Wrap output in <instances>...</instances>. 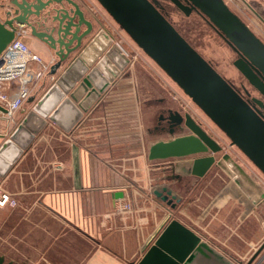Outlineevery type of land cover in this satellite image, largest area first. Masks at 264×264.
<instances>
[{
    "label": "water",
    "instance_id": "water-1",
    "mask_svg": "<svg viewBox=\"0 0 264 264\" xmlns=\"http://www.w3.org/2000/svg\"><path fill=\"white\" fill-rule=\"evenodd\" d=\"M169 1L183 14L194 11L212 26L237 55L235 69L264 98V42L246 23L223 0ZM96 2L264 176V113L251 104L264 111L263 101L245 99L183 38L156 1ZM21 26L54 51L56 61L50 74L64 68L1 143L0 178L11 170L47 121L70 132L129 63L101 24L94 29L75 0H9L4 19H0V53ZM243 89L249 96L250 92ZM0 111L6 113L1 105ZM167 119L171 138L152 143L148 159H172L169 168L174 178L193 175L201 181L185 199L166 185L155 186L151 192L169 209L195 219L200 229L223 242L264 200V189L189 114L170 109ZM174 128L189 133L174 136ZM198 154L200 157L187 158ZM72 157L78 188L76 145H72ZM122 196L116 193L115 199ZM206 248L200 236L168 212L146 239L137 264H190ZM246 264H264V243Z\"/></svg>",
    "mask_w": 264,
    "mask_h": 264
},
{
    "label": "crops",
    "instance_id": "crops-1",
    "mask_svg": "<svg viewBox=\"0 0 264 264\" xmlns=\"http://www.w3.org/2000/svg\"><path fill=\"white\" fill-rule=\"evenodd\" d=\"M75 1L94 29L102 25L112 42L128 57L129 63L123 75L118 76L70 132L47 121L11 170L0 178L2 188L17 200L15 211L8 207L0 209L2 264H137L144 254L141 249L146 239L168 213L153 196V188L166 185L185 199L189 196L185 194L194 191L201 181L193 175L174 178L168 162L151 164L145 148L171 136L166 133L165 137H156L161 133L154 131L156 119L146 128L148 135H155L153 140H150L152 136L148 140L136 134L135 119L138 114L142 120L145 118L143 104L137 103L135 87L129 88L138 66L136 57L129 52H133L132 45L114 38L96 0ZM8 4L9 0H4L0 5L1 19H4ZM238 6L249 8L259 21H264V13L257 12H264V0H238ZM263 21L261 29L264 31ZM22 39L40 58L41 65L49 69L31 92L28 101L33 99V103L27 111L25 108L21 111L24 117L64 66L50 74L56 61L54 51L33 37L28 28H24ZM29 67L33 75L42 70L40 64L34 62ZM15 89L16 84H11V96ZM162 108L183 114L178 108L159 104L153 109L155 118L157 110L160 113ZM185 133H189L187 129L174 136ZM7 137L0 133V145ZM72 145L78 148V188L74 181ZM229 148L222 150L228 153ZM228 154L244 168L245 160L231 152ZM195 157L200 155L187 158ZM250 173L253 174L251 170ZM184 182L188 183V188ZM260 185L264 189V183ZM116 193H121L122 200L132 204L133 213L119 215L113 212ZM170 212L173 219L200 236L207 246L190 264H246L264 243V200L250 210L223 242L200 229L195 219L178 210Z\"/></svg>",
    "mask_w": 264,
    "mask_h": 264
},
{
    "label": "rangeland",
    "instance_id": "rangeland-1",
    "mask_svg": "<svg viewBox=\"0 0 264 264\" xmlns=\"http://www.w3.org/2000/svg\"><path fill=\"white\" fill-rule=\"evenodd\" d=\"M225 4L236 13L246 25L264 42V31L261 29V20L252 12L249 8L238 6V0H223ZM160 3V4H159ZM251 3V2H249ZM157 4L166 12V18L171 22V24L176 28V30L187 40V42L196 49L199 54L212 64L214 69L227 81L231 82L236 88L240 89L241 84H246L243 77L233 66V61L236 58L234 51L225 43V41L218 35V33L208 24L200 15L192 12L189 15H185L180 12L172 3L168 0H158ZM101 7V6H100ZM253 7H256L253 5ZM259 7V6H258ZM244 8V9H243ZM102 15L106 19L107 25L110 26L109 30L113 34L114 38L121 42L132 45L133 52L130 54L136 57V77L131 83L129 88L135 87L137 93V103L139 105L143 104L144 118L137 116L136 120V134L137 136H142L144 138L152 139L155 135H148L146 133L147 125L156 119L154 117L153 109L160 104L166 105L167 107L178 108L182 110L183 114L187 113L193 119V121L199 125V127L209 135L213 140L222 144V148H227L228 153H232L241 157L245 160L244 169L253 177L255 181L259 184L264 183V176L246 159V157L234 146H230L229 140L225 135L202 113V111L196 107L192 101L181 91V89L148 57L146 56L140 48L128 37V35L111 19V17L104 11L101 7ZM259 13L260 10H257ZM256 12V13H257ZM108 19V20H107ZM124 41V42H123ZM122 50V49H121ZM126 50V49H125ZM123 52V50H122ZM125 71V70H124ZM123 71V72H124ZM122 72V73H123ZM121 73V74H122ZM123 75V74H122ZM248 87V86H247ZM16 90V89H15ZM255 94L254 91H251ZM159 99L162 103H158ZM27 102L24 106L25 111L33 103ZM152 104L154 107H149ZM30 105V106H29ZM149 108H152L151 111ZM158 109V108H157ZM0 133L9 136L13 129L20 123L23 118L22 112H18L12 118L2 115L0 111ZM26 113V112H25ZM158 114V110L156 112ZM156 115V114H155ZM120 119V118H119ZM140 120V121H139ZM139 121V122H137ZM120 125L123 122H118ZM144 124V125H143ZM143 125V126H142ZM119 127V126H118ZM117 127V128H118ZM122 129V128H120ZM189 132V131H188ZM188 133L182 134L186 135ZM166 133L157 134L156 137H165ZM171 138V137H170ZM139 139V138H138ZM146 140V139H145ZM225 143V144H224ZM146 145V142H145ZM148 148H145L146 153H148ZM151 164H158L159 162H172L174 160H150ZM170 166V165H169ZM147 168L149 166L146 165ZM250 170L253 174L250 173ZM170 176V174H169ZM171 179H169L170 181ZM161 183V181H159ZM160 183H157L161 185ZM128 184L130 185L129 181ZM184 186L187 187L188 183L184 182ZM188 188V187H187ZM186 196L190 193H186ZM187 198V197H186ZM163 204V203H162ZM164 209L170 212L171 209L164 205ZM15 211L16 208H9ZM173 215V213H172Z\"/></svg>",
    "mask_w": 264,
    "mask_h": 264
},
{
    "label": "built area",
    "instance_id": "built-area-1",
    "mask_svg": "<svg viewBox=\"0 0 264 264\" xmlns=\"http://www.w3.org/2000/svg\"><path fill=\"white\" fill-rule=\"evenodd\" d=\"M3 1L0 0V5ZM24 28L20 27L13 41L0 53V105L6 109V113L2 115L9 118L24 110V104L31 97V92L37 88L44 72L49 70L47 66L41 65L40 58L30 51L22 39ZM31 62L40 64L42 70L34 75L31 74L29 67ZM11 84H16L14 96L9 94ZM5 207L16 208L17 200L13 194L4 190L0 185V209ZM133 211L131 203L123 201L122 198L114 200L113 212L115 214L129 215Z\"/></svg>",
    "mask_w": 264,
    "mask_h": 264
},
{
    "label": "flooded vegetation",
    "instance_id": "flooded-vegetation-1",
    "mask_svg": "<svg viewBox=\"0 0 264 264\" xmlns=\"http://www.w3.org/2000/svg\"><path fill=\"white\" fill-rule=\"evenodd\" d=\"M154 1H156V2H158V0H154ZM169 1V0H168ZM182 3H184V1L183 0H180ZM170 2V1H169ZM171 3V2H170ZM160 4V3H159ZM173 5V4H172ZM159 6V5H158ZM160 7V6H159ZM175 7V6H174ZM161 11H162V13L166 16V12L161 8ZM192 12H194V11H192ZM192 12H190V14L192 13ZM196 13V12H195ZM235 53V52H234ZM236 58H237V55H236ZM235 58V59H236ZM244 79V78H243ZM244 81L246 82V80L244 79ZM246 84H247V82H246ZM248 86V87H247ZM247 86L245 85V84H241V86H240V89H238V88H236L240 93H241V95L243 96V97H245V99H248V100H250L252 97H255V98H257V99H260V100H262L263 101V103H264V98L262 97V96H260L259 94H257L248 84H247ZM243 87L244 88H246L249 92H250V95L249 96H247L246 94H245V92H244V89H243ZM251 91H254L255 92V94H252L251 93ZM253 106H255L257 109H259L262 113H264V111L261 109V108H259L257 105H255L253 102L251 103ZM168 110H170V108H165V109H163L162 108V111L160 112V113H158V115H157V118H156V123H155V125H154V131H159V132H161V133H168V130H169V124H168ZM173 111H176V110H173ZM174 132L175 133H177V132H179V130H178V128H174Z\"/></svg>",
    "mask_w": 264,
    "mask_h": 264
}]
</instances>
